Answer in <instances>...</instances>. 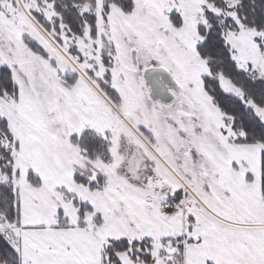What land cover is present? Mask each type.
I'll return each instance as SVG.
<instances>
[{
  "label": "snow or ice",
  "instance_id": "1",
  "mask_svg": "<svg viewBox=\"0 0 264 264\" xmlns=\"http://www.w3.org/2000/svg\"><path fill=\"white\" fill-rule=\"evenodd\" d=\"M0 264H264V0H0Z\"/></svg>",
  "mask_w": 264,
  "mask_h": 264
}]
</instances>
